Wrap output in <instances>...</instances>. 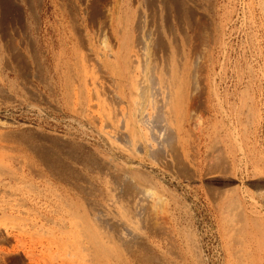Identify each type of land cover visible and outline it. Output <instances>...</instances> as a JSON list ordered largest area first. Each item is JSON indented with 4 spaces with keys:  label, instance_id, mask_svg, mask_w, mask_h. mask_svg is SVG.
I'll use <instances>...</instances> for the list:
<instances>
[{
    "label": "rangeland",
    "instance_id": "rangeland-1",
    "mask_svg": "<svg viewBox=\"0 0 264 264\" xmlns=\"http://www.w3.org/2000/svg\"><path fill=\"white\" fill-rule=\"evenodd\" d=\"M181 1L186 15L182 23L174 22L173 28L183 40L191 76L189 88L194 89L188 91L197 105L191 115H199L195 117L199 119L195 126L187 127L183 143L186 171L172 173L160 167L151 170L149 160L140 166L145 176L142 183L153 190L148 194H154V199L146 196L150 207L156 208L150 213L167 215L166 227L172 235L167 240L147 229L143 233L151 251L172 264H264V0ZM66 3L0 0V146L6 147L3 151L8 155L39 166L37 155L44 148L60 153L64 147L79 151L82 146L107 151L91 128L75 118L62 96V83L51 71L50 53L58 52V38L68 32L71 16L76 13L72 7L64 8ZM7 146L15 148L9 150ZM9 166L16 170L20 163L15 160ZM161 201L164 206L160 207ZM31 203L33 213L46 217L41 219L43 231L30 229L23 221L24 215L20 216L23 223L3 222L0 264H53L46 258L47 253L50 251L51 257L61 254L53 245L46 250L51 235L48 232H54L60 224L58 215L48 205ZM238 213L244 216L251 232L241 246L234 230ZM30 218L37 220L33 215ZM30 233L38 237L29 240ZM242 246L243 263L236 257V250ZM167 247L178 251L170 253Z\"/></svg>",
    "mask_w": 264,
    "mask_h": 264
},
{
    "label": "bare ground",
    "instance_id": "bare-ground-1",
    "mask_svg": "<svg viewBox=\"0 0 264 264\" xmlns=\"http://www.w3.org/2000/svg\"><path fill=\"white\" fill-rule=\"evenodd\" d=\"M64 1V8L72 7L76 13L68 32L58 38V52L50 53L51 71L62 83V96L75 118L91 128L107 151L82 146L79 151L64 147L60 153L44 148L37 155L39 166L8 155L3 151L6 147L0 146V234L5 221L23 223L21 215L30 229L42 230L41 221L46 217L29 208L36 201L48 205L60 221L54 232H48L46 250L53 245L61 252L55 257L47 253L53 264H172L151 251L143 233L147 229L166 238L171 234L167 215L157 216L159 211L157 217L151 215L150 209L156 208L147 202L146 196L151 194L142 183L145 176L140 166L149 160L151 170L160 167L180 173L187 169L183 143L187 127L199 118L191 115L197 105L188 92L193 88H189L184 43L173 28L174 22L184 21L185 5L181 0ZM15 160L20 166L13 170L9 163ZM237 216L234 230L241 246L251 232L244 216ZM33 233L28 234L29 240L38 237ZM244 252V246L238 247V261L243 260Z\"/></svg>",
    "mask_w": 264,
    "mask_h": 264
}]
</instances>
